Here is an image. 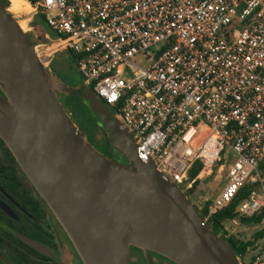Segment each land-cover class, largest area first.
<instances>
[{
    "label": "built area",
    "instance_id": "built-area-1",
    "mask_svg": "<svg viewBox=\"0 0 264 264\" xmlns=\"http://www.w3.org/2000/svg\"><path fill=\"white\" fill-rule=\"evenodd\" d=\"M23 1L57 37L45 62L61 52L76 58L82 86L157 173L206 209V225L246 186L237 216L264 209V0ZM197 160L203 170L188 181ZM214 168L225 170L221 193L192 197ZM263 240L241 264H264Z\"/></svg>",
    "mask_w": 264,
    "mask_h": 264
},
{
    "label": "water",
    "instance_id": "water-1",
    "mask_svg": "<svg viewBox=\"0 0 264 264\" xmlns=\"http://www.w3.org/2000/svg\"><path fill=\"white\" fill-rule=\"evenodd\" d=\"M35 46L0 2V140L82 264H129L131 248L175 264H241L179 187L139 154L107 106L82 85L53 76ZM78 92L126 164L99 153L58 98Z\"/></svg>",
    "mask_w": 264,
    "mask_h": 264
},
{
    "label": "flooded vegetation",
    "instance_id": "flooded-vegetation-1",
    "mask_svg": "<svg viewBox=\"0 0 264 264\" xmlns=\"http://www.w3.org/2000/svg\"><path fill=\"white\" fill-rule=\"evenodd\" d=\"M0 2L2 3V0H0ZM8 3V8L12 11L13 14L17 16H23V14L18 11L15 0H9ZM49 69L54 75H56L55 70L52 69V61L51 68ZM63 81L64 83H66L64 79ZM77 96H82V94H77ZM83 102L86 106H88V104L85 103V99L83 100ZM4 146L0 144V159L3 158L2 151L5 152L6 146ZM113 158L120 163L124 161L121 157H117V155H114ZM15 172L16 177L19 179V184L21 186L20 188H22L21 190L23 191L22 199H16L17 197L13 194V191H5L3 187L0 186V204L5 208V210L0 208V237L8 241V245L5 247V250L7 251L8 249V252H14L18 257V260L21 259L22 255H25L28 261L24 264H64L62 253L63 251L61 249L59 239V236H62V240L68 247V252H70L72 258L76 260V264H82L74 247L67 238L62 227L59 225V223L51 213L50 209L36 193L19 167L18 169L15 168ZM23 205L27 206V209H25ZM20 232H22L23 234H21ZM215 233L228 245H230V241L233 238L228 236L226 231H215ZM19 237H23L30 241L39 243L46 249L47 254H42L36 251L39 256L33 255L30 250L23 248L15 241V239H17L20 243L25 245V243L21 241ZM5 250L0 249V251L3 252L6 257ZM8 260L12 264H16L12 260ZM129 264L175 263L156 253L147 252L145 254L141 250L131 248L129 252Z\"/></svg>",
    "mask_w": 264,
    "mask_h": 264
},
{
    "label": "rangeland",
    "instance_id": "rangeland-1",
    "mask_svg": "<svg viewBox=\"0 0 264 264\" xmlns=\"http://www.w3.org/2000/svg\"><path fill=\"white\" fill-rule=\"evenodd\" d=\"M15 2H16L18 11H20L23 14V16H15L14 14H11V16L14 18L15 21L18 22V25L20 26V28H22V26L25 25L26 31L24 33L27 35V37L31 41L34 42V44H36L35 50L39 49V56H40V53H41L40 51L46 52L45 47L48 46L46 41L54 42L56 41L57 37L48 28L46 23L37 20L36 26L33 25L32 21L34 20V17H31L29 15V13L31 12V9H29L20 0H15ZM7 9H8V6H7ZM53 50L54 49L48 50L47 54L52 52ZM43 60H44V63H46L45 58H43ZM51 61H52V69L55 70L56 75H54L49 69L51 68ZM51 61L46 63L47 65L45 64V67L51 72L53 76L58 77L62 81L64 79L67 85L69 86L75 87V86L82 85V78L80 76V73L75 65L74 60L68 53H64V52L56 53L51 57ZM134 62L139 66H143V67L146 66L145 61L141 58L134 59ZM65 97L66 95L62 93L58 94V98L60 101H63ZM85 107L87 109V112L89 111L92 114V112L90 111V108L86 105ZM89 112H88V116L81 114L77 118L81 119L82 124L85 126L86 130H91L90 128H94V130H92L91 132L89 131V136L93 138L94 143L91 141V139H89V137H88V140L91 143V145L99 153L104 154L103 147L105 146L104 144H105L107 134L104 133V129L98 124L97 120L94 118V115L93 114L91 115ZM110 116L112 117V114H110ZM90 120H92L93 123ZM113 152L114 150L113 151L111 150V154L114 156ZM116 155L117 157H121L117 153L115 154V156ZM121 163L126 164L125 160ZM191 180L192 179H188V181H191ZM225 184H226L225 170L223 169V171H218V168H214L210 176L208 177L203 176L200 179L197 187L192 193L193 194L192 197L214 199L221 193ZM179 189L183 191V187H179ZM189 200L191 199L189 198ZM224 228L226 229L227 235L233 238V240L235 241H252L254 234L261 230L257 226H244V225H240L239 223L236 225L225 223ZM59 239H60L61 249L63 251L62 253H63L64 264H76V260L72 258V256L70 255V252H68V247L66 246L65 242L62 240V236H59ZM259 244H260L259 240L254 242V245L250 251L251 252L255 251L258 248ZM243 262H246V259H244ZM0 264H12L5 257L4 253L1 251H0Z\"/></svg>",
    "mask_w": 264,
    "mask_h": 264
},
{
    "label": "trees",
    "instance_id": "trees-1",
    "mask_svg": "<svg viewBox=\"0 0 264 264\" xmlns=\"http://www.w3.org/2000/svg\"><path fill=\"white\" fill-rule=\"evenodd\" d=\"M8 1L9 0H2V3L5 5V7L8 6ZM25 1H28L31 4H34L38 0H25ZM37 20L45 23L44 18L42 16H36L34 18V20L32 21V24L36 26ZM46 43L50 44L53 42L46 41ZM64 53H68L72 57V59L75 62V65H76V58L69 52H64ZM71 87H74V86H71ZM77 94H80V92L72 93V94H70L64 98V100H63L64 108L71 115L73 121L75 122V124L77 125L79 130L85 134V136L87 137V140L89 137V139H91V141L94 143L93 138L89 136V131L91 132L92 130H94V128H90L91 130H86L85 126L82 124L81 119L77 118L81 114L88 116V112H89V111L87 112V109H86L85 104L83 102L84 99L82 98V96H77ZM85 103H87V102L85 101ZM90 121L92 122V120H90ZM104 133L107 134L106 131H104ZM88 142H89V140H88ZM0 144L2 146H4V144L1 140H0ZM104 145L105 146L103 147L104 148L103 149V153H104L103 155L105 157L113 160V161L118 162L117 160H115L113 158V155L111 154V150L113 151V148L109 144L108 136L106 137ZM113 153L115 155L117 152L115 153V151H114ZM2 154H3V158L0 159V186H2L5 191L6 190L13 191V194L17 197L16 199H18V198L22 199L23 198L22 197L23 191L21 190L22 188H20L21 186L19 184V179L16 177V174H15L16 173L15 168L18 169V166H17L15 160L13 159L11 153L7 150L6 147H5V152L2 151ZM202 170H203V162L201 160H197L190 167V169L188 171V175H187L188 179L196 178L197 175ZM198 183H199L198 181L195 182V184L193 185V188L191 190V193L195 190ZM248 192H249L248 186L242 188L239 191V193L236 195V197L230 202V204L224 210H222V211L218 212L217 214L210 217V219L208 220L207 226H209V228L215 233V231L222 232L224 224L228 223L232 219H237L238 223L240 225H244V226H257V225H259L261 219L264 217V209L259 214L255 215L252 218H239L236 214V209L242 203V201L246 198V196L248 195ZM23 207L25 209H27V206L23 205ZM198 212H199L201 218H204L206 216V209L205 208H203V209L198 208ZM0 214H1V212H0ZM20 233L23 234L22 232H20ZM263 237H264V229L255 233L252 241H235V240L231 239L230 245H228V246L233 250L235 255L242 261L244 259V257L246 256V254L248 253V250L252 249L254 242L262 239ZM15 241L18 244H20L23 248L30 250L33 255L39 256V254L33 248L27 247L28 245L26 246V244L24 245V244L20 243L17 239H15ZM7 243H8L7 240L0 237V249L1 250H5V247L8 245ZM5 254H6V257L8 259L12 260L16 264H24L25 262L28 261V259L25 255H22L21 259L18 260L17 255H15L14 252H8V249L5 252Z\"/></svg>",
    "mask_w": 264,
    "mask_h": 264
},
{
    "label": "bare ground",
    "instance_id": "bare-ground-1",
    "mask_svg": "<svg viewBox=\"0 0 264 264\" xmlns=\"http://www.w3.org/2000/svg\"><path fill=\"white\" fill-rule=\"evenodd\" d=\"M22 3H24V4H26L23 0H20ZM27 5V4H26ZM28 6V5H27ZM29 7V6H28ZM30 8V7H29ZM8 12L10 13V14H13L12 13V11L8 8ZM15 15V14H14ZM15 16H17V15H15ZM19 26V25H18ZM19 28H20V26H19ZM22 31H26V27H25V25L24 26H22V28H20ZM41 48V47H40ZM41 53H40V56H39V49H36L35 50V54H36V56H37V58H38V60L44 65V60H43V58H46L45 57V54H44V51H40Z\"/></svg>",
    "mask_w": 264,
    "mask_h": 264
}]
</instances>
